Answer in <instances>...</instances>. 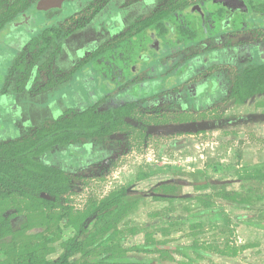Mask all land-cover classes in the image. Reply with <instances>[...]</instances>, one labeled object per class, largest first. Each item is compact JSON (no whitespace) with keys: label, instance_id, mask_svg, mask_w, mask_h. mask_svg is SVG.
Instances as JSON below:
<instances>
[{"label":"trees","instance_id":"obj_1","mask_svg":"<svg viewBox=\"0 0 264 264\" xmlns=\"http://www.w3.org/2000/svg\"><path fill=\"white\" fill-rule=\"evenodd\" d=\"M38 1L0 0V30L20 19L23 13H33ZM139 2L141 0L133 4L138 5ZM250 2L256 3L257 11H264V0ZM121 3L122 0H110L106 6L94 12L90 19L78 23L71 29L58 24L64 13L70 14V9H61L63 14L54 16H50L49 12L47 18L43 16V20L41 19L42 25H38V29L30 34L25 47L21 51L15 50L14 59L9 61L8 73L4 77L0 75V99L2 94L11 103L7 105L5 101L0 100V205L2 202L13 200L26 201L24 209L34 208V211L38 208H47L49 211L65 209L64 213L57 212V216L66 224L71 223L73 229V232L64 239L46 233L39 241L21 247L15 244L5 249L2 245L13 235L16 227L26 219L31 221L41 216L42 210L22 215L20 213L24 209L20 208L19 204L15 205L17 208L0 210V264H157L158 261L150 262L149 259L140 258L137 254L160 253L161 257L169 259L172 258L169 255L170 251L179 252L190 248L199 253L197 240L190 246L168 247L162 241L149 240L131 247L123 245L125 236L134 231L128 227L129 211L140 205L141 196L144 194L136 191L134 187L114 191L101 201L73 215L67 211L69 208L64 204L65 195L75 187V174L92 163L91 158L83 163L78 159L89 149L81 151L82 149L76 148L84 142L97 144L111 133L119 131L120 127L130 126L126 119L132 117L130 110L134 105L124 103L108 111L97 110L95 106L82 110L76 103L72 105L64 101L63 96L70 90L63 87L65 75L60 76L51 72L52 65L58 64L60 57L67 64H75L76 58L91 42L89 40L93 38L92 35L115 32L114 29L118 26L115 15L118 14L117 10L120 9L118 5ZM91 4H83L79 10L88 8ZM133 4H126L128 18L135 15L130 10ZM140 13L143 15L145 12L143 9L138 10L137 18L140 17V21L138 20L136 31L129 32L130 34H144L158 23L162 27L158 30L166 33V22L169 23L174 16L170 10H164L159 15L154 11L152 15L157 16L148 22L141 19ZM99 15L103 19H99ZM132 19V17L128 19V22ZM154 21L156 22L153 23ZM182 31L185 34L196 33L194 29L186 27ZM49 32L52 34L49 35ZM2 43L0 40V48L3 47ZM32 45L33 51L30 52ZM102 46L95 45L93 55L77 68L78 71H84L86 64H90L92 73H95L97 72L95 65L98 64L101 69L97 73L102 75L103 72L104 79L113 81L112 77L117 67L124 66L125 61L122 59L119 66L114 60L121 58L123 53L114 46L97 51ZM139 47L142 49V46ZM133 52H136V48H133ZM101 53L103 54L100 55ZM126 53L125 56H129L130 59L127 50ZM250 66L246 70L248 74L238 79L232 91V100L237 104H243L252 97L264 94V63ZM38 106L45 108L50 117L39 118V115H35L34 111ZM86 117L88 119L86 121L81 119ZM105 156L107 155L103 157ZM256 167L259 169L256 174H239L240 188L235 190L228 189V186L232 185L230 181L222 184H214L211 181L192 184L198 192L197 196L204 202L201 212L217 210V207L211 205L212 201L227 202L234 206H249L255 201L254 194L264 197V163ZM186 186L164 181L153 185L150 191L159 195H176L182 194ZM47 230L48 228L42 225L35 227L31 232L43 234Z\"/></svg>","mask_w":264,"mask_h":264},{"label":"rangeland","instance_id":"obj_2","mask_svg":"<svg viewBox=\"0 0 264 264\" xmlns=\"http://www.w3.org/2000/svg\"><path fill=\"white\" fill-rule=\"evenodd\" d=\"M90 1L92 4L88 8L82 10H79L80 6L75 10L69 8L71 12L67 15L60 9L54 10L50 12V16L62 13L58 24L71 29L78 23L90 19L94 12L106 6L110 0ZM135 1L137 0L127 2ZM195 1L163 0L162 7L163 10L185 8L187 11ZM82 2L89 3V0ZM177 11L181 12V15L174 14V17L184 16L185 27L194 29L189 19L190 10L186 14H183L185 12L183 9ZM34 15L37 16L35 12ZM100 17L101 15L98 18ZM131 17L134 18L135 15L129 16L128 19ZM133 20L125 22V29L132 26L129 24ZM134 29V27L131 30L126 29L127 32L123 35L117 33L112 37L105 33L110 41L99 49L113 47L125 34L130 35L129 32H133ZM17 32L18 30L10 25H5L0 30V40L3 41V47L0 48V75L3 77L8 73L9 61L14 59L13 53L16 50V46L12 47L9 44L20 42L15 37ZM24 41L26 42L22 46H25L28 39ZM87 46V50H91L90 53L82 58L77 57L75 64H67L60 57L58 64L52 65L53 70H49L64 76L65 71L70 69L66 74L69 75L72 71L73 75L94 52V49H89V44ZM31 47L30 52L33 51L34 45ZM114 47L120 49L119 52L124 56L127 55L126 50H129L132 62L135 61L137 51L140 49L137 45L136 52H132L128 42ZM123 55L114 60L116 65L120 66L122 59H129ZM95 67L97 71L101 69L98 64ZM34 112L39 118L50 117L48 111L39 106ZM164 113L162 111V115L157 117L153 116L154 113L143 111L141 106L139 107L136 121H139L142 127L131 126L127 130H120L125 136L124 149H114V152L103 157L102 161L91 167H84L75 174V187L64 197V204L69 208L67 211L73 215L101 201L114 191L134 187L136 191L144 194L141 196L140 205L129 211L127 223L134 231L125 236L123 245L131 247L149 240L162 241L168 247L190 246L197 240L200 248L199 253L190 248L179 252L170 251L169 255L172 258L169 259H164L160 253L137 254L140 258L149 259L150 262L158 261L157 264H264V197L254 194L255 201L249 206H234L227 202L212 201L211 205L217 207V210L201 212L204 202L203 199H199L198 192L192 185L208 181L214 184L230 181L232 185L228 186V189L235 190L240 188L239 174L257 173L259 169L256 166L264 163V94L252 97L243 104L234 101L226 106L220 104L214 111L215 116L211 117L208 115L211 112H205L206 116L201 115L197 119V116L191 118L185 117V114ZM81 119L88 120L87 117ZM164 181L187 186L182 194L176 195H159L150 191L153 185ZM25 202L13 200L2 202L0 210L17 208L18 204L24 209ZM35 210L29 208L20 213L25 215L42 210L41 216L31 221L26 219L16 227L13 235L3 243L5 249L15 244L21 247L39 241L46 233L64 239L73 232L71 223L67 225L57 216V212L64 213L65 209ZM42 225L48 228L47 232L43 234L31 232L35 227Z\"/></svg>","mask_w":264,"mask_h":264},{"label":"flooded vegetation","instance_id":"obj_3","mask_svg":"<svg viewBox=\"0 0 264 264\" xmlns=\"http://www.w3.org/2000/svg\"><path fill=\"white\" fill-rule=\"evenodd\" d=\"M82 1L66 0L60 8L48 9H38L37 2L33 13H23L20 19L10 24L18 30L15 37L20 42H12L9 45L16 46L17 51H21L25 47L22 46L26 42L24 39L27 40L30 34L38 29V25H42L43 16L47 18L51 11L67 8L75 10L78 6L88 4ZM124 1L122 0L119 4L120 9L115 15L118 26L114 29L115 32L109 34L110 37L116 36L117 33L123 35L134 26L135 29L132 31H136L140 19V17L137 18L138 10H144L145 13L139 15H142L141 19L148 22L152 20L154 11L159 15L165 10L162 7L163 0H141L138 5L131 3L133 5L130 10L136 16L133 22L128 23L132 26L126 27V30L125 22L128 21V5L126 4L128 3L126 0L124 4ZM250 1L196 0L188 8L190 10L189 19L195 34H185L182 31L185 28L184 16L181 19L179 17L181 12L178 13L177 10L183 9L185 11L183 14H186L188 10L186 11L185 8L171 11L175 15H180L172 17L175 23L166 22V33L158 30L162 27L157 22L154 28L146 30L144 34H125L117 44L123 45L122 41L123 43L128 42L132 52L136 45L142 46L139 54L136 55L135 62L133 63L131 58L125 59L124 66L117 67V71L113 74V81L104 79L105 73L103 72L102 75H99L98 71V73H92L90 64H86L84 71L77 70L79 74L75 72V75L71 74L72 71L69 75L66 74L70 70L66 69L63 87L70 92L63 96L64 101L72 105L76 103L82 110L95 106L101 111L114 109L124 103L133 104L134 107L130 110L132 117H126L130 126H122L120 130H127L131 128V125L142 127V124L136 121L140 106L143 111H150L154 113L153 116L157 117L162 115V111L168 115L185 114V117L191 118L197 116L196 119L201 115L206 116L205 112H211L208 114L210 117L215 116L214 111L220 104L226 106L233 102L232 91L238 79L248 74L246 73L247 67L264 63V11H257L256 3ZM34 12L37 14L36 17H34ZM91 38L92 43H89V49H94V51L95 45H105L110 41L103 32L98 36L92 35ZM87 49L88 46L80 54L81 58L87 56L88 52L90 53L91 50ZM97 51L101 50L98 48ZM127 51L130 55V51ZM0 100L11 105L7 97L2 94ZM192 113L194 114L188 115ZM120 130L111 133L97 144L84 142L76 148L82 149L81 151L89 149L85 154H81L79 161L83 163L92 159L89 165L91 167L102 161L105 154L111 155L114 149H124L125 136ZM54 158L58 159L56 156Z\"/></svg>","mask_w":264,"mask_h":264},{"label":"water","instance_id":"obj_4","mask_svg":"<svg viewBox=\"0 0 264 264\" xmlns=\"http://www.w3.org/2000/svg\"><path fill=\"white\" fill-rule=\"evenodd\" d=\"M66 0H39L38 1V9H48L51 7H61L63 2ZM228 2L229 0H223Z\"/></svg>","mask_w":264,"mask_h":264}]
</instances>
